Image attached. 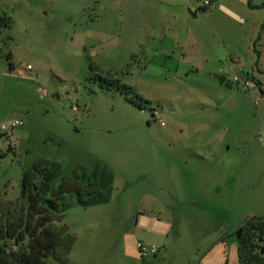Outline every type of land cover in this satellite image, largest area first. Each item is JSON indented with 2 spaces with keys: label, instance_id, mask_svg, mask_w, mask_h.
I'll return each instance as SVG.
<instances>
[{
  "label": "rangeland",
  "instance_id": "374dc122",
  "mask_svg": "<svg viewBox=\"0 0 264 264\" xmlns=\"http://www.w3.org/2000/svg\"><path fill=\"white\" fill-rule=\"evenodd\" d=\"M203 1L0 0V201L23 213L37 161L52 190L111 172L107 202L67 197L68 264H238L237 230L264 221V0Z\"/></svg>",
  "mask_w": 264,
  "mask_h": 264
},
{
  "label": "trees",
  "instance_id": "16d2710c",
  "mask_svg": "<svg viewBox=\"0 0 264 264\" xmlns=\"http://www.w3.org/2000/svg\"><path fill=\"white\" fill-rule=\"evenodd\" d=\"M11 21L10 16L0 14V29L10 27ZM90 69L98 71L95 65ZM92 78L98 79L101 86L126 94L133 92L117 78L99 74ZM59 173L58 163L44 161H37L24 173L20 189L24 211L20 215L14 216L16 201H0V264H68L76 237L63 222L70 205L67 197L76 196L84 207L107 202L112 176L105 165L99 164L89 174L81 171L62 178L52 190L50 183ZM257 219L239 227L243 233L237 237L238 264H264V221L256 222Z\"/></svg>",
  "mask_w": 264,
  "mask_h": 264
},
{
  "label": "built area",
  "instance_id": "2783aa9c",
  "mask_svg": "<svg viewBox=\"0 0 264 264\" xmlns=\"http://www.w3.org/2000/svg\"><path fill=\"white\" fill-rule=\"evenodd\" d=\"M210 2H211V0H204L203 1L204 5H208V4H210ZM27 68H30V66L27 65ZM244 85H245V87H247V89L252 87V84L246 80L244 81ZM151 115H152L153 119L158 120L161 125L163 124V121L161 120V117H160V111L157 108H154V107L151 108ZM18 124H21V121L14 120L10 123V128H12L13 126L18 125ZM4 128H5V126H2V129H4ZM137 248H138L139 255L142 258L148 257L149 255H154L157 251V248L155 246L146 245V244H143L141 242H139L137 244Z\"/></svg>",
  "mask_w": 264,
  "mask_h": 264
},
{
  "label": "crops",
  "instance_id": "0c3cea01",
  "mask_svg": "<svg viewBox=\"0 0 264 264\" xmlns=\"http://www.w3.org/2000/svg\"><path fill=\"white\" fill-rule=\"evenodd\" d=\"M170 5V4H168ZM172 6V5H171ZM171 9V8H170ZM104 10H100V12L102 13ZM170 13L176 17L178 15V13L174 10H171ZM161 16L159 15V18ZM162 23L160 22V20L158 19V21H153V22H150L149 24L145 25L144 26V30H145V37L149 38V39H152V40H156L158 38L161 37V35H163V32L166 30H169V26L166 25V26H162L161 25ZM80 37L79 38H84L86 37V33H80Z\"/></svg>",
  "mask_w": 264,
  "mask_h": 264
},
{
  "label": "water",
  "instance_id": "95a60500",
  "mask_svg": "<svg viewBox=\"0 0 264 264\" xmlns=\"http://www.w3.org/2000/svg\"><path fill=\"white\" fill-rule=\"evenodd\" d=\"M240 232H241V229H238L237 232H236V236H237V237H239Z\"/></svg>",
  "mask_w": 264,
  "mask_h": 264
}]
</instances>
